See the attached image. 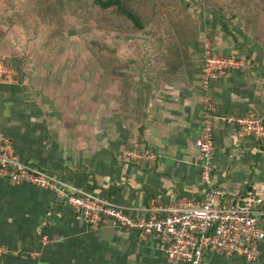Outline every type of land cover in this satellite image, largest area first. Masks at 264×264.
<instances>
[{
  "label": "crops",
  "instance_id": "crops-1",
  "mask_svg": "<svg viewBox=\"0 0 264 264\" xmlns=\"http://www.w3.org/2000/svg\"><path fill=\"white\" fill-rule=\"evenodd\" d=\"M236 32L252 50H216L246 65L208 90L215 107L212 184L225 193L222 204L251 193L264 209V138H240L232 121L254 114L264 124V49L240 28ZM176 52L162 50L151 62H124L130 90L122 78L104 73L97 94L103 103L88 94L82 107L79 92L63 90L58 81L52 87L49 74L1 85L0 139L14 142L23 163L138 218L148 217L152 204L201 201L208 186L195 142L202 130L205 50L182 57ZM135 148L150 151L154 160L126 158ZM0 250L6 252L1 264H171L159 236L110 221L94 229L54 193L6 180H0ZM203 264H264V242L256 263L208 253Z\"/></svg>",
  "mask_w": 264,
  "mask_h": 264
},
{
  "label": "rangeland",
  "instance_id": "rangeland-1",
  "mask_svg": "<svg viewBox=\"0 0 264 264\" xmlns=\"http://www.w3.org/2000/svg\"><path fill=\"white\" fill-rule=\"evenodd\" d=\"M126 1L141 18L144 30L113 10H100L92 0H0V60L14 72L10 82L22 84L29 74L36 78L49 74L54 80L52 87L58 81L63 90L79 92L81 107L86 105L88 94L103 103L97 94L106 77L92 53L94 42L116 50L123 62L156 61L154 56H161L177 38L172 20L178 17L173 14L177 10L174 3L180 2L192 18L191 25L199 30L200 42L192 50L209 47L217 54L216 50H252L239 38L236 28L249 37L245 19L254 8L260 15L264 12L262 0ZM250 38L259 45L253 36ZM30 66L35 71L29 70Z\"/></svg>",
  "mask_w": 264,
  "mask_h": 264
},
{
  "label": "built area",
  "instance_id": "built-area-1",
  "mask_svg": "<svg viewBox=\"0 0 264 264\" xmlns=\"http://www.w3.org/2000/svg\"><path fill=\"white\" fill-rule=\"evenodd\" d=\"M245 65L243 59L219 55L209 47L205 50L200 75L205 93L202 130L195 142L204 161L202 175L208 186L201 201H175L168 206L152 204L149 216L138 218L101 196L73 189L56 176L23 163L16 153L14 142L3 136L0 139V180L54 193L75 210L79 219L94 229L110 221L133 232L159 236L167 247L171 264H203L208 253L256 263L262 256L264 242L263 200L250 193L242 201L222 204L221 198L225 193L212 184L215 172V107L208 90L214 81L229 78ZM13 73L12 68L0 60V85L9 83ZM232 121L239 128L240 138H264V124L254 114ZM125 157L135 161L155 158L150 151L138 148L127 151ZM5 254L0 250V259Z\"/></svg>",
  "mask_w": 264,
  "mask_h": 264
},
{
  "label": "trees",
  "instance_id": "trees-1",
  "mask_svg": "<svg viewBox=\"0 0 264 264\" xmlns=\"http://www.w3.org/2000/svg\"><path fill=\"white\" fill-rule=\"evenodd\" d=\"M92 1L93 5L100 10H113L118 15L124 17L127 21L132 22L137 29H145V25L142 23L141 18L134 12L133 9L130 8L126 0ZM174 5L176 6L177 10H174L173 14L178 17L172 20V24L177 34V38L175 39V42H172L169 44V46H167V50H172V52L173 50H177V55L181 54L179 57H182L185 54L189 56L190 54L188 53L192 50V47L200 42L199 30H195V28L191 25L192 18L187 13L185 6H183V4L180 2H175ZM239 10H243V8H239ZM173 14H171V18ZM245 20L246 23H244V27L247 29V34L249 36H253L255 42H257L261 48L264 49V12L260 15L258 10L254 8L252 15H250ZM227 23L228 22H224V27L226 30H229ZM91 50L105 75L111 76L114 79L122 78L125 81L126 90H130L131 86L129 85L132 76L126 72V70L129 68V65L124 63L121 58H119L116 50L98 41L92 44ZM3 260L4 258L0 259V264L3 262Z\"/></svg>",
  "mask_w": 264,
  "mask_h": 264
}]
</instances>
